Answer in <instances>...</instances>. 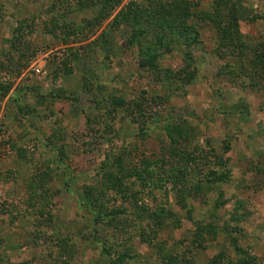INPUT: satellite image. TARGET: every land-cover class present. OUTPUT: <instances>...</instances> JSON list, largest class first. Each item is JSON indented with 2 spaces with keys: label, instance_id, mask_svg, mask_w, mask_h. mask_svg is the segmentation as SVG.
<instances>
[{
  "label": "rangeland",
  "instance_id": "1",
  "mask_svg": "<svg viewBox=\"0 0 264 264\" xmlns=\"http://www.w3.org/2000/svg\"><path fill=\"white\" fill-rule=\"evenodd\" d=\"M240 1L247 14L240 21L244 40L264 42V18L258 16L264 13V0ZM213 2L202 0L197 9L209 11ZM67 9L68 5L64 7L54 0H0V82L6 78L13 82L8 95L0 98V264H111L119 251L133 255L125 264H162L164 254L175 257V264H207L221 251L234 264H264V79L258 85L251 73L244 71L250 65L251 48L219 52L213 23L201 22L200 42L162 57L165 67L193 73V81L182 84L181 89L175 87L173 92L167 82L161 89L151 81V72L140 63L138 46L125 44L129 27L122 26L110 37V53L103 47L95 54L91 52L89 61L94 71L88 74L96 72L105 96L117 93L133 99L147 90V120L140 117L135 123L119 116L105 121L101 116L109 103L97 104L95 98L102 97L79 88L80 68L71 76H53L63 65L68 47L93 40L101 32L99 29L94 35L85 30L84 35L90 38L78 44L63 42L61 31L58 37L47 33V25L51 27L55 22L53 15L60 16ZM85 17L84 13L71 15L78 25L86 24ZM21 23L25 36L16 48L11 46L10 38ZM188 53L192 54L190 61L186 59ZM63 88L71 99L48 104L39 103L35 96ZM26 104L37 107V115L21 113L20 106ZM240 108L248 111L246 120L235 113ZM155 112L161 114V122L154 123L151 131L141 137L138 127L151 125ZM182 117L200 126L203 135L196 139L197 152L207 146L206 137L211 138V146L220 148L228 132L242 128L227 154L232 180L214 188L202 183L204 195L196 190V195L188 196L192 218L182 209L174 191L168 195L158 193L160 202L168 204L174 216L164 220L156 237L152 232L154 223L138 220L132 206L120 197L112 196L108 202L109 207L128 209L124 218L118 216L120 223L97 222L81 192L85 185H97L102 179L101 161L124 152L127 163H139L151 157V152L159 153L160 144L167 141L161 126L166 120ZM56 128L65 135L61 142L65 144V155H60L48 140ZM48 166L55 172L48 182L50 201L42 204L32 180ZM142 196L155 210L151 194ZM220 197L226 202L223 205L219 201L221 206L216 208ZM233 213L246 215L234 232L235 242L225 229ZM200 221L218 227L215 238L201 239L202 245L195 243L194 237ZM231 223L236 226L237 222ZM143 234L151 235V241L146 242ZM60 245H68L62 254ZM70 249L74 250L72 257Z\"/></svg>",
  "mask_w": 264,
  "mask_h": 264
},
{
  "label": "trees",
  "instance_id": "2",
  "mask_svg": "<svg viewBox=\"0 0 264 264\" xmlns=\"http://www.w3.org/2000/svg\"><path fill=\"white\" fill-rule=\"evenodd\" d=\"M54 1L60 2L64 7L68 5V9L62 11L61 17L58 13L53 15L52 19L55 22L52 23L51 27L47 25V33L58 37V31H61L63 32L61 37L63 42L78 44L84 40H89L90 37L87 34L84 35L85 30L88 34H93L101 29V32L93 40L68 47V52L65 53V58L62 61L63 65L53 75L54 77L60 75L71 76L80 68L78 72L81 75V86L79 88L95 97H102L100 99L95 98L97 104L102 102L109 103V106L104 105L105 110L101 120L117 119L119 116L120 119H128L135 123H138L140 117L143 120H147L144 114L148 102V96H145L148 94L147 90H143L140 95L133 99H128L117 93H110L105 96L100 81L96 79V72L88 74L90 70L94 71L90 65L91 61H89L92 59L90 56L91 52L95 54L99 47H103L107 54L110 53L113 50L110 37L114 31L122 26L129 27L127 31L128 40L125 44L138 46L139 55L142 56L140 59L141 65L151 72V81L158 83L161 89L166 87L165 82L168 84L167 88L173 91L175 87V90H178L182 88V84L187 85L193 81V73L189 69L177 71L170 67H165L162 64V57L176 49H181L182 47L190 48L200 42V24L207 21L213 23L212 25L219 38L218 51L222 52L228 48H240V50L241 48L244 49V47L251 48L250 65L244 71H247L245 72L247 74L251 73L250 75L256 80L254 83L258 85L264 79V42L254 41L253 43H246L244 40L240 21L246 19L244 16H247V14H244L246 7L243 6L240 0H214L209 11L197 9L202 0ZM76 13L87 15L85 17L86 24L78 25L77 19H71V15ZM258 16L264 18V13ZM23 29V23L14 29L13 36L10 38L11 46L17 48L18 43L23 40L25 36ZM22 54L24 56L25 53ZM242 54H244V50H242ZM188 55L186 59L192 60V54L188 53ZM11 62L13 64L16 63V61L12 60ZM190 64L188 63L187 67L190 68ZM1 66H5V63H1ZM12 86L13 82L7 78L0 82V98L6 97ZM56 90L49 93L38 92L35 96L38 98L39 103L44 101L48 102V104L61 98L71 99L70 96L66 95V89ZM72 93H77V91L72 90ZM156 96L161 97L158 94ZM73 98L77 99L75 96ZM236 110L238 111L235 113H240V118L243 120H246L249 116L248 111L244 108ZM20 112L25 116L29 113L37 115L38 108L27 104L21 105ZM154 116V120L150 123L151 125H146L145 128L142 126L138 127L141 137H145L147 131H151L154 123L161 122L162 116L159 112H155ZM166 121L161 126V130L165 134L167 141L161 142L159 153L151 152V157L141 159L139 163L130 164L127 163L126 153L124 152L113 158L108 155L101 161L99 174L102 179L100 182L97 185L89 184L83 187L81 192L82 200L86 206L94 211L97 222L107 221L114 223L117 220L116 224L120 223L118 216L124 218L125 213H128V209L126 207L115 209L108 205L112 196L120 197L124 201L127 200L132 206L133 209L131 211L138 220L149 219L154 223L156 227L152 229V232H154L153 235L156 237L160 228L165 224L164 220L174 216L171 207L160 202L162 197L158 196V193L168 195L170 190L174 191L178 203L191 217L192 209L186 200L188 196L195 194L196 190H200V194L203 193L202 183L205 186L212 185V188H214V185L232 180V169L228 166L230 157L227 154L233 148V140H238V134L242 130L241 127L237 131L228 132L220 148L211 146V138L206 137L207 146L197 152L195 147L196 139L203 135L200 126L191 124L190 120L184 117L179 120ZM147 122L149 124V121ZM48 140L50 144L58 148L60 155H65V144L61 143L65 140V135L60 129H53ZM47 169V171L36 173V177L32 180L34 192H37V195L40 196L39 203L42 204H48L50 201L47 195L50 189L48 182L52 179L53 172H55L49 166ZM204 170L206 171L204 172ZM201 173L204 178L201 177ZM146 192L148 195L151 194V201H155V210L142 196ZM222 198L216 199V208L221 206L219 201L223 205L225 204L226 201ZM237 210L239 211V209ZM237 210L235 212H238ZM238 214L233 213L232 218L229 220L231 222L236 221V226L232 225L231 222L225 226L226 233L233 242L236 241L234 232L239 228L240 220L246 217L245 213ZM196 227V235L194 234L195 243L200 245H202L201 239L204 240L207 236L215 238L218 229L215 223L207 224L204 221L198 222ZM143 239L149 242L151 241V235L143 234ZM61 248L62 254L68 249V245L61 246ZM105 250L107 254H111L110 248L105 247ZM73 253L74 250L70 249L69 256L72 257ZM116 255V258L113 257L111 259V264H125L126 259L133 257L127 251H119ZM161 257L162 264L177 263V259L171 255L164 254ZM250 258L252 259L253 257ZM230 261L227 254L221 251L213 256L207 264H227V262L231 263ZM243 262L245 261L242 260Z\"/></svg>",
  "mask_w": 264,
  "mask_h": 264
},
{
  "label": "built area",
  "instance_id": "3",
  "mask_svg": "<svg viewBox=\"0 0 264 264\" xmlns=\"http://www.w3.org/2000/svg\"><path fill=\"white\" fill-rule=\"evenodd\" d=\"M35 70H36L37 72H41V68H40V67H36Z\"/></svg>",
  "mask_w": 264,
  "mask_h": 264
}]
</instances>
